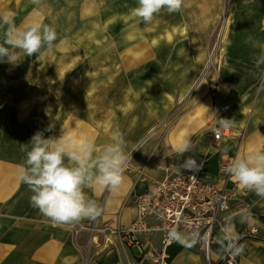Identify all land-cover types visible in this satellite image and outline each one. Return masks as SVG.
<instances>
[{
  "label": "rangeland",
  "instance_id": "obj_1",
  "mask_svg": "<svg viewBox=\"0 0 264 264\" xmlns=\"http://www.w3.org/2000/svg\"><path fill=\"white\" fill-rule=\"evenodd\" d=\"M136 6L137 0H0V16L12 13L17 27L51 25L57 33L50 49L32 56L17 49L15 62L0 60V108L13 106L26 116L37 107L49 121L63 123L58 133L63 130L74 149L88 140L72 129L68 134L66 122L74 116L81 130L87 110L96 121L92 132L101 134L102 146L91 142L97 152L117 130L123 135L127 174L134 148L148 135L161 141L181 122L204 118L200 108L208 99L213 110L221 109L240 85L225 75L248 74L244 94L262 100L264 0H183L181 11L162 9L149 24L132 15ZM6 28L0 27V44ZM256 133L262 139L246 147ZM235 135L243 144L240 158L264 151V123ZM231 163L221 158L219 164ZM212 166L209 161L206 169ZM220 177L225 185L234 182L231 174Z\"/></svg>",
  "mask_w": 264,
  "mask_h": 264
},
{
  "label": "crops",
  "instance_id": "obj_2",
  "mask_svg": "<svg viewBox=\"0 0 264 264\" xmlns=\"http://www.w3.org/2000/svg\"><path fill=\"white\" fill-rule=\"evenodd\" d=\"M223 80L240 81V85L233 86L234 95L231 94L232 97L222 101L221 109L212 110L200 120L190 122L187 119L180 123L179 130L185 131V137H189L195 145L193 152L181 155L177 151L178 147L170 140L171 134L161 141L152 140L151 135H148L135 154L134 168L123 174V181L117 190L108 191L99 185L84 188L87 197L97 201L103 207V212L94 220L83 219L75 223L53 224L44 217L30 204L33 193L20 181L18 172V165L24 163L26 151L30 147L24 144L29 143L37 131L43 132L45 138L60 137L58 130L63 123L58 126L54 121H49L37 107L31 108L26 116L13 106L0 108V264L137 262L138 251L121 244L115 231L130 226L134 221L132 199L148 192L153 183L165 175V171L158 167L160 162H172L175 169L185 170L182 163L187 156L204 160L206 180L222 186L224 183L219 171L221 158L233 161L240 157L243 146L239 147L232 134L238 135L251 128L263 127L264 95L260 100L252 93L245 95L243 92L242 81H252L248 74L225 75ZM258 103H261L260 107ZM256 107L263 109L256 110ZM83 116L82 129L75 127L78 123L72 116V120L70 118L66 122L67 132L72 129L74 135H82L90 142H95L96 139L97 143L100 142L101 134L97 136V131L92 132L96 121L88 119L90 114L87 110L83 111ZM219 118L233 119L231 126L226 128L232 134L215 144L212 132L219 128ZM75 129L79 131L75 133ZM260 134L256 133L247 140L246 147L261 140ZM67 143L68 139L65 137V149L76 150ZM97 146L102 144L98 143ZM97 150L95 149L93 156L99 154ZM209 161L213 166L206 169ZM226 187L232 196V208L226 216L225 230L216 231L217 241L211 248L212 262L222 257L233 235L239 237L240 242L243 240L240 264H264V198L257 196L254 191L240 187L238 183L228 182ZM242 219L244 222H241ZM251 228L256 229L258 234L255 238H246V231ZM179 235L182 239H177L168 250L169 264H208L204 253L195 242L190 241L189 235L186 232ZM158 243L159 235H156L146 244L147 253L152 254L158 248ZM139 261L140 264H155L150 258Z\"/></svg>",
  "mask_w": 264,
  "mask_h": 264
},
{
  "label": "clouds",
  "instance_id": "obj_3",
  "mask_svg": "<svg viewBox=\"0 0 264 264\" xmlns=\"http://www.w3.org/2000/svg\"><path fill=\"white\" fill-rule=\"evenodd\" d=\"M39 2L33 0V3ZM182 6L183 0H137V6L131 9V13L149 24L162 9L172 14L181 11ZM4 26H7L6 38L4 44H0V60L7 58L9 62H15L17 49L23 50L25 56H32L45 47L52 48L57 39L56 29L51 25L17 27L12 13L0 16V27ZM261 59L264 60V57ZM232 121L219 118L218 122L222 128H228ZM24 145L30 147L24 163L18 165L19 179L33 193L30 204L53 224L96 219L102 214L103 207L88 198L84 188L99 185L108 191H115L123 181L128 156L123 151L125 140L119 130L113 142L104 146L96 156H93L95 149L89 141L83 142L76 150H66L63 130L58 138H45L43 132L37 131ZM194 150L195 145L189 137H185L177 148L181 155ZM165 166L161 161L158 167ZM202 166L191 155L182 163L183 169L193 172L199 171ZM228 172L240 187L264 198V151L235 158ZM192 178L195 179V176ZM170 235L182 239L174 231ZM232 248L236 254L243 251L242 244H233Z\"/></svg>",
  "mask_w": 264,
  "mask_h": 264
},
{
  "label": "built area",
  "instance_id": "obj_4",
  "mask_svg": "<svg viewBox=\"0 0 264 264\" xmlns=\"http://www.w3.org/2000/svg\"><path fill=\"white\" fill-rule=\"evenodd\" d=\"M227 131L226 128L214 130V143L219 144L230 135ZM200 163L203 166L196 172L177 170L173 164L160 167L165 175L148 192L131 201L135 208L134 221L115 231L121 244L139 253L137 262L129 264H140L139 260L144 258H150L155 264H169L168 250L177 240L170 235L173 231L186 232L190 241L204 253L208 264H240L241 252L236 254L232 248L233 244L239 245L240 238L233 235L222 257L212 262L211 248L217 241L216 231L226 228L232 196L225 184L221 186L206 180L205 162ZM229 166L221 164L222 176L230 175ZM257 234L254 228L246 231V237L255 238ZM156 235H159L158 248L148 254L145 246Z\"/></svg>",
  "mask_w": 264,
  "mask_h": 264
},
{
  "label": "bare ground",
  "instance_id": "obj_5",
  "mask_svg": "<svg viewBox=\"0 0 264 264\" xmlns=\"http://www.w3.org/2000/svg\"><path fill=\"white\" fill-rule=\"evenodd\" d=\"M211 107H212V103L208 99L203 105H201L200 115H202V116H200V117H203L204 114L210 113L213 110ZM189 121L191 122L193 120L190 119ZM184 137H185V135L183 134L182 131L175 130L174 132L171 133L170 140L174 143L175 146L179 147V145L183 141ZM144 142H145V140H143L139 145H137L134 148V152L133 153H135L137 150H139V148L143 145ZM202 150H204V149H202ZM128 161H129V159L127 160V164H128Z\"/></svg>",
  "mask_w": 264,
  "mask_h": 264
},
{
  "label": "trees",
  "instance_id": "obj_6",
  "mask_svg": "<svg viewBox=\"0 0 264 264\" xmlns=\"http://www.w3.org/2000/svg\"><path fill=\"white\" fill-rule=\"evenodd\" d=\"M243 241V240H242ZM242 241L239 243V244H241L242 243Z\"/></svg>",
  "mask_w": 264,
  "mask_h": 264
}]
</instances>
